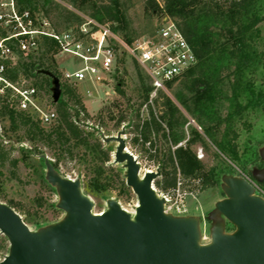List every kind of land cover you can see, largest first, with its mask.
Wrapping results in <instances>:
<instances>
[{"label": "trees", "instance_id": "1", "mask_svg": "<svg viewBox=\"0 0 264 264\" xmlns=\"http://www.w3.org/2000/svg\"><path fill=\"white\" fill-rule=\"evenodd\" d=\"M17 2L21 9H42L50 15L58 10L67 27L73 26L75 21L81 22L75 11L59 5L55 0ZM88 2L91 3L93 18L111 22L113 30L126 41L134 39L125 15L121 12L120 0H68L75 10L82 9ZM145 2L147 10L154 14L161 12L162 15H169L176 22L198 59L197 64L183 76V88L175 93L176 100L198 123V126L191 127V135H187L185 129L189 123L188 117L180 105L164 92L156 99V102L161 100L160 117L151 109L150 119L141 128L136 125L145 140H148L151 133L158 135L162 132L168 143L166 151L161 155V175L154 182L157 191L167 192L176 187L179 174H198L206 186L218 184L224 174L234 173L233 164L255 180L253 169H261L264 164L260 151L253 146L241 151L239 139L241 126L251 131L252 114L264 113V33L261 27L264 22V0ZM57 50L56 42L46 38L38 54H30L28 60L19 61L9 71L13 80H17L19 75L33 79L32 84L50 95L52 79L41 70H50L60 78L61 96L57 102L52 101L53 108L58 113L57 121L47 127L35 114L10 108L6 104L0 108V119L8 116L13 130L23 127L30 141H40L54 149L56 159L51 158L50 161L57 170H60L61 156H73L75 149L79 147L92 152L94 156L100 154L102 161L108 162L110 154L104 148L101 137L96 136L95 132L87 131L79 123L80 115L88 116V112L74 84L62 79V72L54 57ZM141 80L144 100L147 101L152 87L144 79ZM117 89L119 93H124L120 84ZM225 102L228 103L227 106L224 105ZM224 107H227L225 113ZM123 119L121 116L118 124ZM210 143L218 150L214 153L218 163L206 167L193 147L200 144L209 150ZM33 151L43 154L37 146ZM85 154L88 152L83 153ZM41 160L42 163L45 162L43 158ZM8 162L16 168L19 159H12L10 149L0 141V166ZM95 173L93 185L102 184L99 182L101 180L104 188L112 187L113 178L104 177V169L98 166ZM116 177L120 178L124 189L131 193L132 189L127 186L125 178L120 173ZM9 205L15 207L11 201ZM53 207L60 210L55 204ZM24 221L28 223L26 218ZM33 223L36 229L49 224L46 221ZM8 251L9 241L5 235L0 234V255L4 258Z\"/></svg>", "mask_w": 264, "mask_h": 264}, {"label": "water", "instance_id": "2", "mask_svg": "<svg viewBox=\"0 0 264 264\" xmlns=\"http://www.w3.org/2000/svg\"><path fill=\"white\" fill-rule=\"evenodd\" d=\"M52 79V99L61 96L60 78ZM125 130L103 135L118 143L114 162L125 168L126 184L137 195L134 214L114 198L107 208L94 212V201L81 179L62 175L43 155L46 179L56 188L57 208L65 215L38 229L24 221L11 205L0 201V233L9 241V251L0 264H264V197L245 177L224 174L225 197L215 204L210 241H202L199 215H174L165 211V197L155 185L161 169L147 170L127 149ZM264 161V147L260 150ZM264 180V164L254 174ZM227 222L234 229L227 231Z\"/></svg>", "mask_w": 264, "mask_h": 264}, {"label": "rangeland", "instance_id": "3", "mask_svg": "<svg viewBox=\"0 0 264 264\" xmlns=\"http://www.w3.org/2000/svg\"><path fill=\"white\" fill-rule=\"evenodd\" d=\"M55 1L59 5L75 11L80 16L81 21L84 16L92 17L91 3L89 2L82 9L75 10L73 5L68 3V0ZM145 1L120 0L121 12L124 13L129 29L135 38L154 32L164 16L161 12L154 14L147 10ZM51 18L59 28L64 29L67 27V24L60 17L58 10L51 14ZM78 23L80 22L75 21L72 25L76 26ZM261 27L264 33V22L261 24ZM55 59L61 69L75 70L81 66L78 59L69 55L57 56ZM186 73L171 81L164 93L179 104L188 117L189 123L185 129L187 135L190 136L191 127L198 126V123L175 97L176 91L183 88V76ZM110 78V81H105L101 84H93L90 81L73 83L81 95L88 112V116L84 114L80 115L79 123L87 131L95 132L96 136L101 137L104 148L110 154V161L104 163L100 154L94 156L92 152L85 151L84 148L79 147L75 149L73 156L68 154L61 156L60 170L58 171L66 177L81 179L84 192L86 191V194L94 201V212L104 211L107 208V200L114 198L121 203L123 208L134 214L138 204L137 195L133 190L129 193L124 189L120 178L116 177L117 173H120L121 177L125 178V168L121 164L114 162V154L118 143L116 141L106 143L103 140V135H116L117 132L125 130L124 137L127 149L138 159L141 166V176L147 170L156 171L160 168L161 155L166 151L168 143L163 137L162 132L158 135L151 133L148 136V140H145L140 128L145 121L150 119L151 109H153L157 117H160L162 113V109L160 108L161 100L154 101V105L149 104L148 107H144L147 101L144 100L141 78L148 84H150V80L138 61L128 56L126 52L119 54L118 62ZM29 82L33 83V79H29ZM118 84L121 85L124 93H119L117 89ZM52 101V95L46 93L43 89L40 90L38 104L44 111L53 108ZM224 105L227 106L228 103L225 102ZM223 111L225 113L227 107H224ZM121 116L124 119L118 124V119ZM250 122L253 125L251 131H248L244 126L240 127V149L243 151L247 147L251 148L253 146L254 148L257 147L260 151L264 147V113L257 112L252 114ZM10 124L8 116L0 119V141L10 149L11 158H18L19 163L16 168L10 162L4 166H0V201L7 204L11 201L15 205L14 208L23 218L28 220L27 224L31 229L35 230L34 221L54 223L65 215L63 210H55L53 207V204L57 207L59 195L56 188L47 181L46 165L41 160V158L44 159L43 155L47 156L50 160L51 158L55 160V150L43 142L30 141L23 127L13 130ZM137 124L140 125V128H137ZM35 146L39 147L43 151V154H36L33 151ZM193 148L206 167H211L218 163V160L214 157V153L218 150L211 143L209 150H206L200 144L194 145ZM87 152L88 154L83 155V153ZM222 157L224 156L222 155ZM98 166L104 169V177L109 176L113 178L112 187L104 188L102 185L104 182L101 180L99 182L102 184L93 185V178L96 175L95 170ZM233 166L236 171H234L233 175L247 178L255 187V193L264 197V180L258 181L256 178L254 180L243 173L237 165L233 164ZM253 171L255 174L258 169L254 168ZM178 178L181 179L182 189L187 192L186 201L190 209L189 214L199 215L202 218V241L204 243L209 242L210 230L213 223L210 215L215 209L216 202L226 196L222 188V178L220 183L208 186L204 184L198 174H179ZM231 226L227 222L226 230L232 231L234 228H230ZM2 256L0 255V260L3 259Z\"/></svg>", "mask_w": 264, "mask_h": 264}, {"label": "built area", "instance_id": "4", "mask_svg": "<svg viewBox=\"0 0 264 264\" xmlns=\"http://www.w3.org/2000/svg\"><path fill=\"white\" fill-rule=\"evenodd\" d=\"M46 38L57 44L55 58L69 55L78 59L81 66L75 70L59 68L62 79L70 83L90 81L101 84L110 81L120 53L126 52L136 59L152 87L144 107L154 105L171 81L198 62L192 45L169 15L162 17L154 32L128 42L113 30L109 22L84 16L76 26L61 29L50 14L40 9H21L17 0H0V108L6 104L16 110L31 112L46 126L57 121L55 108L44 111L39 106L40 89L28 78L19 75L17 80H13L9 76V71L19 61L39 53ZM159 194L165 197L166 212L189 214L187 192L182 189L180 178L176 187Z\"/></svg>", "mask_w": 264, "mask_h": 264}, {"label": "crops", "instance_id": "5", "mask_svg": "<svg viewBox=\"0 0 264 264\" xmlns=\"http://www.w3.org/2000/svg\"><path fill=\"white\" fill-rule=\"evenodd\" d=\"M40 10H42V9H40ZM43 11V10H42Z\"/></svg>", "mask_w": 264, "mask_h": 264}, {"label": "bare ground", "instance_id": "6", "mask_svg": "<svg viewBox=\"0 0 264 264\" xmlns=\"http://www.w3.org/2000/svg\"><path fill=\"white\" fill-rule=\"evenodd\" d=\"M121 204V203H120Z\"/></svg>", "mask_w": 264, "mask_h": 264}]
</instances>
